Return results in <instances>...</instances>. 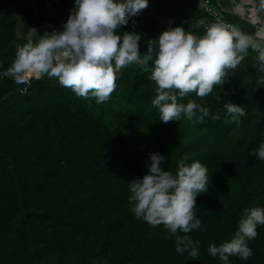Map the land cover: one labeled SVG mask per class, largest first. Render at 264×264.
I'll list each match as a JSON object with an SVG mask.
<instances>
[{"label":"trees","instance_id":"1","mask_svg":"<svg viewBox=\"0 0 264 264\" xmlns=\"http://www.w3.org/2000/svg\"><path fill=\"white\" fill-rule=\"evenodd\" d=\"M45 2L62 30L74 0H0V264H222L208 254L209 244L229 240L244 209L264 207V161L249 156L264 142V84L258 83L264 74L254 66L256 52L249 50L229 72L223 99L185 98L210 110L203 123H163L152 107L150 71L139 65L117 73L116 90L101 104L54 79L23 85L4 75L17 48L38 38L25 32L47 19ZM150 10L163 16L161 27ZM17 12L25 20L18 38ZM222 14L242 32L253 31L238 15ZM208 17L202 0H148L120 32L140 33L145 52L146 41L168 27L204 35L199 21ZM228 102L247 114L226 123ZM216 114L219 120L211 118ZM150 153L163 155V169L173 174L185 156L186 163L199 161L208 169V191L196 197L201 227L189 233L199 243L196 260L175 251V237L162 225L153 228L131 210L129 182L148 172ZM257 231L249 241L253 255L247 261L230 257L229 264H264V225Z\"/></svg>","mask_w":264,"mask_h":264},{"label":"clouds","instance_id":"2","mask_svg":"<svg viewBox=\"0 0 264 264\" xmlns=\"http://www.w3.org/2000/svg\"><path fill=\"white\" fill-rule=\"evenodd\" d=\"M74 5L62 30L38 34L35 28L30 29L38 38L17 48L4 75L23 85L33 79H55L77 97L101 104L116 90L117 73L139 65L150 71L149 79L155 84L152 107L158 110L159 120L169 123L184 119L194 126L203 123L210 110L195 99L184 103L185 98L194 93L201 100L213 94L217 101L223 99L228 95L223 85L229 72L242 64L249 50L257 53L254 66L264 74V45L238 26L213 23L206 27L204 35L179 26L168 27L146 41L147 50L141 52L142 35L136 31L121 33L120 29L148 7V0H74ZM254 12L264 14V0H258ZM199 24L203 26L205 21ZM258 83L264 84V75ZM224 107L230 117L226 123L238 122L247 114L243 107L231 102ZM211 118L219 120L220 116ZM249 156L264 161V142ZM149 159L148 172L129 182L131 210L137 220L153 228L162 225L175 237V251L196 260L201 254L199 243L189 233L201 227L195 211L196 197L208 191V169L199 161L186 163L185 156L177 161L173 174L163 169V155L150 153ZM259 225H264V207L244 209L231 238L219 245L209 244L208 254L222 264H229L230 257L247 261L253 255L249 241L258 236Z\"/></svg>","mask_w":264,"mask_h":264},{"label":"built area","instance_id":"3","mask_svg":"<svg viewBox=\"0 0 264 264\" xmlns=\"http://www.w3.org/2000/svg\"><path fill=\"white\" fill-rule=\"evenodd\" d=\"M202 3L205 10H207L210 13V17H208V19L205 21V24L203 25L205 28L208 25L217 22H224L227 24L235 25L234 23H232L230 20L226 19L223 16L222 11H226L230 14L238 15L239 17H242L243 19L247 20L250 24H252L253 31L251 33H245V32L244 33L253 36V38L256 39L257 42L264 45V30H262V28H264V20L260 18L257 14H254L255 17L252 16L251 7L245 6L242 1L234 5L232 10L225 9L222 0H215L214 4L210 0H202ZM239 5L243 7V12L237 9ZM91 264H107V263L92 262Z\"/></svg>","mask_w":264,"mask_h":264},{"label":"rangeland","instance_id":"4","mask_svg":"<svg viewBox=\"0 0 264 264\" xmlns=\"http://www.w3.org/2000/svg\"><path fill=\"white\" fill-rule=\"evenodd\" d=\"M243 2L245 6L251 7L254 9L256 2L254 0H223V6L225 9L227 10H232L233 6L236 5L239 2ZM45 4L47 5V19L44 22H41L37 25H33V26H29L26 29L25 32V37H28L31 34V30L32 28H35L38 31H41L42 34L45 31H52V30H57V24H56V14L55 11L52 7V5L49 2H45ZM75 7V5H74ZM73 7V9H74ZM241 5H239L237 8H240ZM243 9V7H241ZM251 12H254L253 10H251ZM16 26H15V32H14V37L18 38L24 31L23 30V25H24V15L21 12H17L16 14ZM149 16L153 19H155L157 21V24L159 27L162 26L163 24V16L160 15L159 13L150 10L149 11ZM242 18V17H241ZM1 76V74H0ZM54 81H56L54 79Z\"/></svg>","mask_w":264,"mask_h":264},{"label":"bare ground","instance_id":"5","mask_svg":"<svg viewBox=\"0 0 264 264\" xmlns=\"http://www.w3.org/2000/svg\"><path fill=\"white\" fill-rule=\"evenodd\" d=\"M238 10L242 11L243 12V9L240 7V8H237ZM255 12H251V15L255 17ZM262 30H264V28H262Z\"/></svg>","mask_w":264,"mask_h":264},{"label":"water","instance_id":"6","mask_svg":"<svg viewBox=\"0 0 264 264\" xmlns=\"http://www.w3.org/2000/svg\"><path fill=\"white\" fill-rule=\"evenodd\" d=\"M260 18H262L260 15H258Z\"/></svg>","mask_w":264,"mask_h":264}]
</instances>
